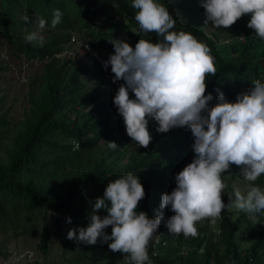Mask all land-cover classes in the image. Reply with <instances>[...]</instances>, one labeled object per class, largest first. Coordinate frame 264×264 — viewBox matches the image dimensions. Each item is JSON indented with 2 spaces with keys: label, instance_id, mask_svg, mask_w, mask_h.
<instances>
[{
  "label": "trees",
  "instance_id": "16d2710c",
  "mask_svg": "<svg viewBox=\"0 0 264 264\" xmlns=\"http://www.w3.org/2000/svg\"><path fill=\"white\" fill-rule=\"evenodd\" d=\"M158 2L176 20L172 31L190 32L212 50L216 75L209 74L206 80L205 94L214 97L209 108L217 103V89L228 102H235L237 94L252 88L255 81L264 83V40L247 27L250 14L229 29L221 27L219 35L212 23L205 25L201 0ZM131 4L132 0H0V39L26 61L44 62L30 80L29 113L15 127L9 110H4L6 96L0 88V233L12 230L15 239L38 236L36 250L43 259L57 246L66 261L102 264L107 244L99 239L94 245L80 243L67 234L88 226L92 207L107 184L128 173L138 175L145 198L137 212L155 218L162 195L175 189V176L194 159L190 130L185 127L167 133L149 130L152 141L147 148L132 141L113 102L118 90L106 77L114 76L111 66L105 73L94 56L108 60L114 54L113 40L135 48L139 39L153 43L162 39L155 32L140 30L135 21L138 10ZM56 9L63 15L53 32L44 41H27L33 30L24 17L44 19L46 26H52ZM230 31L237 34L229 42L224 35ZM72 32L88 40L90 50L85 55L90 65L68 59L55 64L53 57L71 45ZM7 70L0 63V80ZM108 142H115L117 148L111 149ZM231 166L232 180L264 188V174L249 182L237 166ZM96 214L107 215L103 210ZM173 215L170 207L163 209L148 248L150 264H264V212L254 219L245 213L233 218L225 208L214 230L196 225L197 237L171 235L165 224ZM111 231V226L105 229L108 235Z\"/></svg>",
  "mask_w": 264,
  "mask_h": 264
},
{
  "label": "clouds",
  "instance_id": "9594fccd",
  "mask_svg": "<svg viewBox=\"0 0 264 264\" xmlns=\"http://www.w3.org/2000/svg\"><path fill=\"white\" fill-rule=\"evenodd\" d=\"M200 6L205 10V25L212 23L217 28L229 29L250 14L247 27L264 40V0H201ZM131 7L138 10L135 21L140 30L155 32L162 39L156 43L139 39L135 48L113 40L114 54L108 60L95 56L105 73L111 66L114 76L106 77L118 90L113 102L126 133L147 148L152 141L149 130L167 133L185 127L190 130L195 156L175 176V189L162 195L155 218L137 212L145 191L140 177L128 173L107 184L103 197L92 207L88 226L69 230L67 238L91 245L99 239L113 253L124 254L125 264H150L149 244L157 235L165 208L175 213L165 224L169 233L185 237H197V223L207 218L215 222L227 207L252 219L264 212V188L255 184L246 194L235 191L228 205L222 199L225 189L232 193V181L240 182L232 180L231 165L249 182L264 174V83L255 81L252 88L237 94L235 102H228L217 89V103L209 108L214 97L205 94L206 80L209 74L216 75L211 48L190 32L172 31L176 20L158 0H132ZM62 15L59 9L54 11L52 27L60 23ZM24 20L28 22L29 17ZM45 24L39 19L41 28ZM36 39V33L26 37L29 42ZM108 146L117 148L115 142ZM225 177L230 183L225 184ZM101 210L107 215L96 214ZM67 222L71 223L70 217ZM109 226L111 235L105 232ZM65 262L71 264L66 259L54 264Z\"/></svg>",
  "mask_w": 264,
  "mask_h": 264
},
{
  "label": "rangeland",
  "instance_id": "374dc122",
  "mask_svg": "<svg viewBox=\"0 0 264 264\" xmlns=\"http://www.w3.org/2000/svg\"><path fill=\"white\" fill-rule=\"evenodd\" d=\"M29 17V25L32 27L33 32L37 34V40L44 41L49 34L53 32L52 26H44L41 28L39 26V18H34L33 16ZM210 27L216 31L219 35L223 33L222 28L214 27L212 24ZM210 28V29H211ZM211 29V30H212ZM229 34V36H228ZM236 31H230L224 36L228 41L232 38L233 35H236ZM71 45L63 47V52L56 54L54 62L57 66L62 65L65 59L71 61L72 64L79 63L80 66H83L84 63L91 64V59L86 57V52L90 47L86 46L88 40L82 39L80 35L76 32L70 33ZM226 41V40H225ZM230 42V41H229ZM228 44V42H226ZM94 56H96L94 54ZM0 63L7 65L8 70L1 73L0 88L3 90L6 96V103L4 105V110H9V119L11 126L15 127L19 125L22 121L23 116L29 113L30 103H29V93L30 80L34 76L40 73L42 65L44 62L32 61L28 62L22 55L16 54L14 51H11L7 45L0 39ZM86 77V76H85ZM84 77H82V80ZM13 133L10 134L12 136ZM225 184L230 183L229 178H223ZM232 193H226L228 189L224 190L222 199H225L226 205L234 199V192L240 191L242 194H246L250 186L241 183L232 181ZM230 191V190H229ZM227 209L233 213V218L237 216V213H244L237 210L234 207H227ZM247 214V213H245ZM51 215H49V220ZM219 219H216L215 222H212L211 218L204 219L197 223V225H208L209 229L214 230ZM53 230V226H51ZM39 240V237L36 235L24 236L14 238L12 230H8L6 233H0V264H34L35 261L41 264H54L61 263L65 260L61 256V249L57 246L51 248L50 254L46 259H43L42 255L36 250V244ZM246 246V244H242ZM111 253L110 256L108 254ZM2 255H5L4 257ZM70 259L71 256H68ZM88 258V257H86ZM74 264L73 262H70ZM126 259L122 253H113L108 249L103 257L102 264H125Z\"/></svg>",
  "mask_w": 264,
  "mask_h": 264
},
{
  "label": "built area",
  "instance_id": "2783aa9c",
  "mask_svg": "<svg viewBox=\"0 0 264 264\" xmlns=\"http://www.w3.org/2000/svg\"><path fill=\"white\" fill-rule=\"evenodd\" d=\"M62 264H69V263L65 262V263H62Z\"/></svg>",
  "mask_w": 264,
  "mask_h": 264
}]
</instances>
